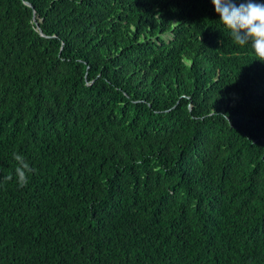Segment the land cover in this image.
<instances>
[{
  "label": "trees",
  "instance_id": "1",
  "mask_svg": "<svg viewBox=\"0 0 264 264\" xmlns=\"http://www.w3.org/2000/svg\"><path fill=\"white\" fill-rule=\"evenodd\" d=\"M0 264H264V61L212 0H0Z\"/></svg>",
  "mask_w": 264,
  "mask_h": 264
},
{
  "label": "clouds",
  "instance_id": "2",
  "mask_svg": "<svg viewBox=\"0 0 264 264\" xmlns=\"http://www.w3.org/2000/svg\"><path fill=\"white\" fill-rule=\"evenodd\" d=\"M219 20L230 30L234 41L245 46L249 42L257 57L264 61V3L256 0H212Z\"/></svg>",
  "mask_w": 264,
  "mask_h": 264
},
{
  "label": "water",
  "instance_id": "3",
  "mask_svg": "<svg viewBox=\"0 0 264 264\" xmlns=\"http://www.w3.org/2000/svg\"><path fill=\"white\" fill-rule=\"evenodd\" d=\"M26 4H28V5H30V3H28V2H25Z\"/></svg>",
  "mask_w": 264,
  "mask_h": 264
}]
</instances>
